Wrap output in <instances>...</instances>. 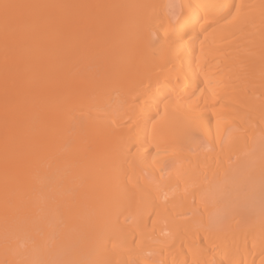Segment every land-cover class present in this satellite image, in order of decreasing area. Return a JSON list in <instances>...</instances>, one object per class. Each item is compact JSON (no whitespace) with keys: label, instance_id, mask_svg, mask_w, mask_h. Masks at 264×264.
I'll list each match as a JSON object with an SVG mask.
<instances>
[{"label":"bare ground","instance_id":"1","mask_svg":"<svg viewBox=\"0 0 264 264\" xmlns=\"http://www.w3.org/2000/svg\"><path fill=\"white\" fill-rule=\"evenodd\" d=\"M0 264H264V0H0Z\"/></svg>","mask_w":264,"mask_h":264}]
</instances>
